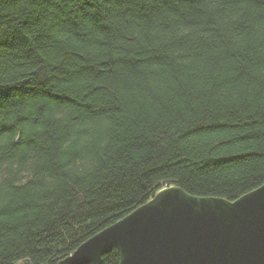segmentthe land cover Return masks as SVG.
Segmentation results:
<instances>
[{"label": "trees", "instance_id": "16d2710c", "mask_svg": "<svg viewBox=\"0 0 264 264\" xmlns=\"http://www.w3.org/2000/svg\"><path fill=\"white\" fill-rule=\"evenodd\" d=\"M263 182L264 0H0V264Z\"/></svg>", "mask_w": 264, "mask_h": 264}, {"label": "water", "instance_id": "95a60500", "mask_svg": "<svg viewBox=\"0 0 264 264\" xmlns=\"http://www.w3.org/2000/svg\"><path fill=\"white\" fill-rule=\"evenodd\" d=\"M264 264V182L234 200L171 183L102 228L56 264Z\"/></svg>", "mask_w": 264, "mask_h": 264}]
</instances>
